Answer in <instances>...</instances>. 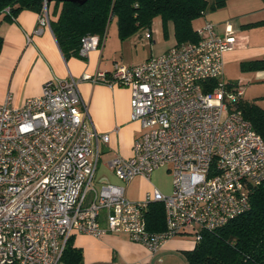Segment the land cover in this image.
<instances>
[{
    "label": "built area",
    "instance_id": "1",
    "mask_svg": "<svg viewBox=\"0 0 264 264\" xmlns=\"http://www.w3.org/2000/svg\"><path fill=\"white\" fill-rule=\"evenodd\" d=\"M45 28L46 4L35 34ZM196 33L197 41L133 65L48 80L20 105L0 102V264H64L75 232L125 233L154 253L179 234L196 243L249 209L250 188L264 181V137L240 109L241 85L224 79L223 54L236 38L208 20ZM99 44L97 35H84L79 57ZM84 80L128 87L130 117L140 124L131 156H115L108 167L124 182L167 167L171 193L155 189L132 201L121 185H94L99 141L109 134L95 128L79 90ZM151 202L163 207L160 231L145 224Z\"/></svg>",
    "mask_w": 264,
    "mask_h": 264
},
{
    "label": "crops",
    "instance_id": "2",
    "mask_svg": "<svg viewBox=\"0 0 264 264\" xmlns=\"http://www.w3.org/2000/svg\"><path fill=\"white\" fill-rule=\"evenodd\" d=\"M38 18L39 14L30 10H21L13 20L0 14V102L9 97L12 104L20 105L25 98L39 95L43 84L53 78L67 79L70 75L78 78L84 73L109 71L114 62H119L118 55L123 59L124 45L131 39L121 40L117 30L110 36L107 32L87 57L65 58L50 28L35 34ZM200 19L202 22L195 26L194 22ZM197 20L193 22L195 28L208 20L218 32L229 29L235 36L234 47L223 54L224 66L264 59V25L248 26L264 20V0H227L225 6ZM79 90L97 131L109 134L107 142L99 141L100 156L106 152L114 157L131 156L140 124L130 117L129 88L84 80L79 83ZM99 181L109 182L105 176ZM145 194L142 190L136 199L126 198L137 201ZM101 223L104 225V221ZM71 243L81 249L82 264H188L185 252L195 246L188 234L165 240L154 253L125 233L94 237L75 232Z\"/></svg>",
    "mask_w": 264,
    "mask_h": 264
},
{
    "label": "trees",
    "instance_id": "3",
    "mask_svg": "<svg viewBox=\"0 0 264 264\" xmlns=\"http://www.w3.org/2000/svg\"><path fill=\"white\" fill-rule=\"evenodd\" d=\"M227 0H85L83 3L59 0H0V14L13 20L21 10L42 13L46 4L50 29L65 58L78 56L81 38L95 34L105 38L110 21L115 18L121 40L138 29H149L152 19L171 21L176 44L199 39L193 22L208 12L225 6ZM9 8L5 13L4 9ZM112 15L111 20H109ZM264 25V20L248 26ZM244 71L264 70V59L240 63ZM240 109L254 130L264 137V109L242 102ZM249 209L224 225L203 231L193 249L185 252L188 264H264V181L249 190ZM148 230L164 229L162 204L151 202L144 213ZM64 264H82L81 249L68 238L62 254Z\"/></svg>",
    "mask_w": 264,
    "mask_h": 264
},
{
    "label": "rangeland",
    "instance_id": "4",
    "mask_svg": "<svg viewBox=\"0 0 264 264\" xmlns=\"http://www.w3.org/2000/svg\"><path fill=\"white\" fill-rule=\"evenodd\" d=\"M202 19L194 22V25H199ZM109 36L117 30L116 19L113 18L107 28ZM149 31L151 38H146L145 33ZM131 39L124 45L123 59L118 55L119 63L133 65L146 57L162 53L168 47L176 44L173 33L172 22L165 23L159 16L152 19L149 29H138ZM224 79L227 82L238 83L243 89L242 102L254 103L264 109V70L259 71H244L240 68V64H230L224 66ZM140 131L137 132V136ZM114 155L111 152L101 154L97 164L96 173L94 176V185L97 187L101 184L99 179L105 176L106 179L116 185H122L125 189V196L130 199H136L140 192H150L155 189L164 194H169L172 191V173L167 167H160L153 170L148 179L138 180L133 178L128 182H124L116 177L114 171L108 167L107 162ZM193 239V235H189Z\"/></svg>",
    "mask_w": 264,
    "mask_h": 264
},
{
    "label": "water",
    "instance_id": "5",
    "mask_svg": "<svg viewBox=\"0 0 264 264\" xmlns=\"http://www.w3.org/2000/svg\"><path fill=\"white\" fill-rule=\"evenodd\" d=\"M52 1V0H47ZM59 1H71V2H77V3H83L85 0H59ZM112 15H110L109 20H111Z\"/></svg>",
    "mask_w": 264,
    "mask_h": 264
}]
</instances>
